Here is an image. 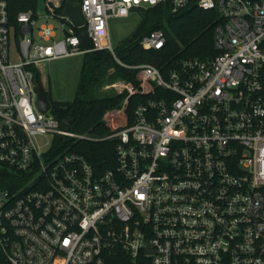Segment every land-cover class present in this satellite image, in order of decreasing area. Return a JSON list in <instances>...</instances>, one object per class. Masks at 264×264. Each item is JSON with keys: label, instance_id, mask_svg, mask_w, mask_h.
I'll list each match as a JSON object with an SVG mask.
<instances>
[{"label": "built area", "instance_id": "1", "mask_svg": "<svg viewBox=\"0 0 264 264\" xmlns=\"http://www.w3.org/2000/svg\"><path fill=\"white\" fill-rule=\"evenodd\" d=\"M44 1L12 15L0 0V264H264V0ZM157 5L214 13L217 54L120 60L110 21ZM166 44L163 30L140 41ZM101 49L139 86L117 81L128 95L98 138L41 112L35 87L41 63ZM136 94L149 99L129 114ZM80 139L115 141L111 166L72 149Z\"/></svg>", "mask_w": 264, "mask_h": 264}, {"label": "trees", "instance_id": "2", "mask_svg": "<svg viewBox=\"0 0 264 264\" xmlns=\"http://www.w3.org/2000/svg\"><path fill=\"white\" fill-rule=\"evenodd\" d=\"M36 0H9L12 15L34 7ZM142 20L137 30L116 48L118 58L131 65L153 63L167 69L171 61L178 58L214 56L215 19L214 13L192 8L173 12L169 7L157 5L141 11ZM154 30H163L167 44L161 50H144L140 41ZM138 70L119 64L108 50H94L83 55L78 89L74 100H54L51 89L44 91L51 101L52 114L68 130L80 134L103 137L110 133L106 118L118 108L127 97V91L107 95L100 90L110 82L120 80L139 86ZM36 69V81H39ZM141 99L147 95L136 94L130 97L129 114ZM72 149L85 156L93 165L107 168L115 157V141L71 140Z\"/></svg>", "mask_w": 264, "mask_h": 264}, {"label": "rangeland", "instance_id": "3", "mask_svg": "<svg viewBox=\"0 0 264 264\" xmlns=\"http://www.w3.org/2000/svg\"><path fill=\"white\" fill-rule=\"evenodd\" d=\"M39 14L45 12V1L38 0ZM142 20L141 15H132L129 18H117L110 21V32L112 43L117 48L122 41L131 36L138 28ZM45 20L41 19L39 24L44 23ZM56 27L58 26L55 21H49ZM61 35L57 33V39ZM17 42L13 37L11 41L12 58H17ZM83 56H72L66 58L56 59L50 62L41 63L38 67L39 81L46 89H51L54 100L58 101H72L75 98L82 66ZM117 82L109 83L103 86L100 94L104 97L121 91V87L116 85ZM108 118V117H107ZM106 118V119H107Z\"/></svg>", "mask_w": 264, "mask_h": 264}, {"label": "water", "instance_id": "4", "mask_svg": "<svg viewBox=\"0 0 264 264\" xmlns=\"http://www.w3.org/2000/svg\"><path fill=\"white\" fill-rule=\"evenodd\" d=\"M64 13L76 27H81L86 23V19L82 13L81 5L79 3L74 4L72 1H67ZM81 42L84 47H90L91 45L90 39L86 33L81 36ZM35 89L37 93L36 105L41 112L47 113L51 108V101L46 95L41 84L37 83Z\"/></svg>", "mask_w": 264, "mask_h": 264}, {"label": "crops", "instance_id": "5", "mask_svg": "<svg viewBox=\"0 0 264 264\" xmlns=\"http://www.w3.org/2000/svg\"><path fill=\"white\" fill-rule=\"evenodd\" d=\"M54 98V97H53Z\"/></svg>", "mask_w": 264, "mask_h": 264}]
</instances>
